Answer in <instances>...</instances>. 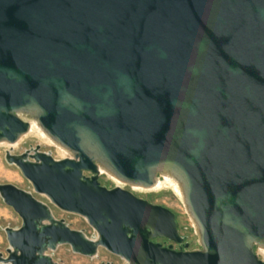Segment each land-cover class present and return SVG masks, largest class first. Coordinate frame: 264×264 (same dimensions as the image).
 <instances>
[{
	"label": "water",
	"instance_id": "obj_1",
	"mask_svg": "<svg viewBox=\"0 0 264 264\" xmlns=\"http://www.w3.org/2000/svg\"><path fill=\"white\" fill-rule=\"evenodd\" d=\"M23 115L72 156L7 161L97 235L0 183L22 219L0 264H60L62 244L125 264H264V0H0V142L29 132ZM101 169L144 187L174 176L202 248L154 241L184 242L176 213Z\"/></svg>",
	"mask_w": 264,
	"mask_h": 264
},
{
	"label": "rangeland",
	"instance_id": "obj_2",
	"mask_svg": "<svg viewBox=\"0 0 264 264\" xmlns=\"http://www.w3.org/2000/svg\"><path fill=\"white\" fill-rule=\"evenodd\" d=\"M36 134H25L18 145L12 147L8 142H0V183H11L22 189L30 191L39 200H42L51 205L54 215L57 218H63L74 229L82 230L87 236L93 237L97 235V231L91 226L88 220L76 213L67 212L59 209L53 205L49 198L34 191L31 182L23 176L20 169L13 163H10L6 159L7 151L13 154H21L28 149H32L37 145L40 146V150L50 152L55 158L61 159L64 157H71V153L63 154L58 147V144L54 141H48L47 139L40 137ZM45 140V141H44ZM90 175L89 172H85ZM161 178L163 175L159 174ZM99 180L102 185L109 188L115 186H121L123 188L133 191L136 195L146 198L151 202L162 204L172 209L177 215V222L180 233L186 236L190 249L202 248L199 240L198 231L192 217L190 216L186 205L181 197L171 187H164L161 189H148L138 188L133 184L127 182H119L112 178L110 174L102 172ZM22 224V219L15 210L7 205L0 196V251L7 254V248L9 243L6 237L5 228L7 226L18 228ZM256 250L261 258H264V253L256 246ZM48 253L53 257L56 262L60 264H125L126 260L109 251L105 247H100L98 255L95 257L85 256L76 253L72 250L68 244H62L55 250H49Z\"/></svg>",
	"mask_w": 264,
	"mask_h": 264
},
{
	"label": "bare ground",
	"instance_id": "obj_3",
	"mask_svg": "<svg viewBox=\"0 0 264 264\" xmlns=\"http://www.w3.org/2000/svg\"><path fill=\"white\" fill-rule=\"evenodd\" d=\"M23 117L27 120H29L31 122V129L29 130L28 133L26 134H36L40 137H43L45 139H47L48 141H53L43 130L42 128L39 126L37 120L29 115H23ZM37 136V137H38ZM24 137L21 136L19 138V140L15 143H8L10 144L12 147H15L16 145L19 144V142L21 141V139ZM45 141V140H44ZM58 147L59 149L61 150V152L63 154H67V153H71L68 149H66L65 147L61 146L58 144ZM102 172H104L103 169H101ZM110 176L112 178H114L115 180L119 181V182H122V180L118 179L116 176H114L113 174L109 173ZM135 187H138V188H148V189H161V188H164V187H171L174 189V191L181 197V199H183L184 203H185V200H184V192H183V188H182V185L181 183L174 177L172 176L171 174L169 173H163V178L161 177H158L154 183L153 186L151 187H144L142 185H137V184H133ZM195 224V222H194ZM196 225V224H195ZM261 251L264 253V247H261Z\"/></svg>",
	"mask_w": 264,
	"mask_h": 264
},
{
	"label": "flooded vegetation",
	"instance_id": "obj_4",
	"mask_svg": "<svg viewBox=\"0 0 264 264\" xmlns=\"http://www.w3.org/2000/svg\"><path fill=\"white\" fill-rule=\"evenodd\" d=\"M156 242H160L163 246H172L174 249L177 250H186L189 247H186V243H188L187 239L184 240L183 243H177L174 241H171L170 239L166 238V237H157L153 239Z\"/></svg>",
	"mask_w": 264,
	"mask_h": 264
}]
</instances>
